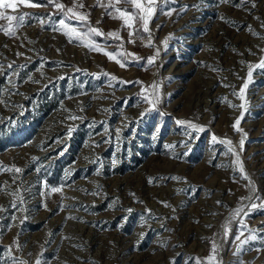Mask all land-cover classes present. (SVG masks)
<instances>
[{
  "label": "rangeland",
  "instance_id": "rangeland-1",
  "mask_svg": "<svg viewBox=\"0 0 264 264\" xmlns=\"http://www.w3.org/2000/svg\"><path fill=\"white\" fill-rule=\"evenodd\" d=\"M59 2L128 63L54 30L47 0L0 9L27 14L0 31V264H264V0H156L131 37L97 0Z\"/></svg>",
  "mask_w": 264,
  "mask_h": 264
},
{
  "label": "snow or ice",
  "instance_id": "snow-or-ice-1",
  "mask_svg": "<svg viewBox=\"0 0 264 264\" xmlns=\"http://www.w3.org/2000/svg\"><path fill=\"white\" fill-rule=\"evenodd\" d=\"M222 2H227V0H222ZM243 2V0H242ZM116 4L119 3H123L125 5H131V9L129 8H120V7H116L115 4L109 3L107 5L101 4L100 0H97V3L95 6H99V7H104L105 8V12L108 15H112L113 19H120L122 20V27H125L127 29H130L131 31H129V36H133L135 35H139V28H136L135 25L136 23L139 21L141 22V26L144 32L146 33H150V29H149V23H150V19L152 18L153 14L156 11L155 8V3L156 0H115ZM19 4H23L24 6L28 7H35V6H39L38 5V0H0V9H11L13 11H16V9L18 8ZM47 5H50L52 7H54L55 9L59 10L60 13L63 14L64 19L59 20L58 25L59 27L55 28L54 30L57 31H62L63 34H65L69 41H72L73 39H80L81 43L83 44V46L88 47L90 50L93 51H98L101 52V54H104L106 56H108V58L110 60H115L118 64H120L122 67H126L127 66V59L125 60H120L117 57L124 55L125 57H127L128 54L125 53H112V52H107L104 51L102 48H100V46L98 45V43H96L95 41H91L90 43H84L82 37L84 36H88V37H92V36H104L105 33H103L100 29L93 27L88 19V17L90 16L89 12H80L77 9L79 8H83L84 4L82 2L79 3H74L73 7H66L63 3H60L59 0H47ZM109 9H111L112 11L110 12ZM118 13V15H113L112 13ZM27 14H21L19 16L16 15H6L3 11H0V20H7L9 21V26L7 28H4L2 26H0V31H4V33L7 36H15V28L22 26L25 23V16ZM71 20H76L78 22L79 26L82 27H86L87 31L86 32H80L78 30V27L75 25H71L68 23V21ZM12 21H16V25L13 26L12 25ZM41 23H43V20L40 21ZM109 37H113L115 39H120L119 34L116 32H109L106 34ZM133 42L134 41H130ZM148 46H151L150 44ZM122 47V45H121ZM156 55H159V53L157 52ZM136 59H140L139 57H137ZM155 60V56L153 57H149L147 58V63L149 65H151ZM9 67H11L9 65ZM253 67H258L261 69H264V60H262L258 65L252 66L249 65V71H248V78L249 80L251 79L252 76V68ZM248 87V84L245 83L243 85V87L240 89V92L237 94L239 96V98L244 99V90ZM235 94V93H234ZM149 103H151V101H149ZM241 107H243V105H241ZM143 115V114H142ZM71 119H77V117L73 116L70 117ZM178 124L183 125L185 123V121H177ZM240 123V119H237L233 125L234 128H236L237 131H240V129L237 127ZM189 127H196L193 124L189 123ZM213 141H216V137L215 135H213L212 137ZM228 144H231V141H227ZM241 146L243 145V140H241ZM171 147V146H169ZM229 151H232V149L230 148ZM237 163L240 167V171L241 173L244 172L243 169V165L242 163L239 161V158H237ZM2 167V166H0ZM9 171H15V172H20L21 169L20 168H14V169H8ZM245 179H248V177L245 175L244 176ZM175 179V178H173ZM48 186L45 185V188H47ZM61 191V188L58 187H52L51 188V192H59ZM254 196H249L247 197V199L249 200H253ZM21 202H23V198L21 197ZM255 199H261L259 196H255ZM219 203V201L217 202ZM12 207H16V205L13 203L11 205ZM46 206V205H45ZM167 206V205H166ZM252 209H256V208H262L264 209V201H262V203L260 205H257L255 203H253L251 205ZM241 210H237V212H239ZM236 213H234L235 215ZM71 219H75V217H69ZM227 227V226H226ZM227 235V233H226ZM251 240H256L257 236L256 235H251L249 237ZM237 240L240 239V236L236 237ZM247 241H243L242 243H246ZM216 252V244L213 243L212 245V253L214 254ZM214 256L210 255L207 260H208V264H211V262L213 261ZM14 264H27L26 261L20 260V261H16L14 258ZM36 264H41L40 260L36 261ZM196 264H200V260L199 258H196Z\"/></svg>",
  "mask_w": 264,
  "mask_h": 264
}]
</instances>
